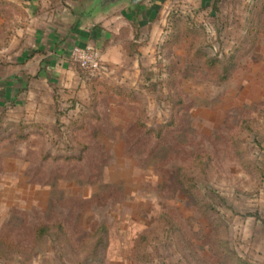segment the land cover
I'll list each match as a JSON object with an SVG mask.
<instances>
[{"label": "rangeland", "instance_id": "1", "mask_svg": "<svg viewBox=\"0 0 264 264\" xmlns=\"http://www.w3.org/2000/svg\"><path fill=\"white\" fill-rule=\"evenodd\" d=\"M255 2L166 0L140 27L110 13L102 70L51 85L14 79L36 19L0 0V264H264Z\"/></svg>", "mask_w": 264, "mask_h": 264}, {"label": "crops", "instance_id": "2", "mask_svg": "<svg viewBox=\"0 0 264 264\" xmlns=\"http://www.w3.org/2000/svg\"><path fill=\"white\" fill-rule=\"evenodd\" d=\"M22 1L36 20L27 31L28 46L18 58L19 63L26 64L25 71L14 79L20 84L39 79L51 85L66 78H75L76 65L71 59L72 49L76 46L95 48L101 39H106L107 30L103 27H112L114 22L108 18L110 13L120 11L121 19L124 16L128 20L126 25L140 27L159 16L163 5L158 0H147L137 8L121 5L109 13L95 14L93 0H72L75 7L69 6L67 9L59 8L58 0ZM255 1L256 6H263L264 0ZM104 34L101 38L100 35ZM11 86L9 84L10 92Z\"/></svg>", "mask_w": 264, "mask_h": 264}, {"label": "built area", "instance_id": "3", "mask_svg": "<svg viewBox=\"0 0 264 264\" xmlns=\"http://www.w3.org/2000/svg\"><path fill=\"white\" fill-rule=\"evenodd\" d=\"M71 59L76 66L88 73H97L103 68L101 54L92 47H74Z\"/></svg>", "mask_w": 264, "mask_h": 264}, {"label": "water", "instance_id": "4", "mask_svg": "<svg viewBox=\"0 0 264 264\" xmlns=\"http://www.w3.org/2000/svg\"><path fill=\"white\" fill-rule=\"evenodd\" d=\"M147 0H93L92 9L95 14H106L121 5L137 8Z\"/></svg>", "mask_w": 264, "mask_h": 264}, {"label": "trees", "instance_id": "5", "mask_svg": "<svg viewBox=\"0 0 264 264\" xmlns=\"http://www.w3.org/2000/svg\"><path fill=\"white\" fill-rule=\"evenodd\" d=\"M165 1H166V0H162V3H164ZM218 63L220 64L219 61H218ZM210 64H211V66H212V65H214V62L211 61ZM223 80L226 81L227 78L224 77ZM184 177H185V176H184ZM184 179L186 180L185 183H184L183 181H180V180H183V179H180V178H179V182H180L179 184H180L181 187H183V188H182L183 192L190 193V194H194V193L188 188V184H191V183L189 182V180H188L187 178H184ZM208 208H209V207H208ZM147 237H148V236L145 235V236L140 237V239H141V240H146ZM99 242H100V239H99ZM217 251H218V255L221 256L222 258H223V257L227 258L228 255L231 256V257L233 258L234 264H252L251 262H247V261H245L244 259H242V257H240V256H239L237 253H235V252L225 253V251H226L225 249H222V250L218 249ZM227 254H228V255H227ZM140 261H141V260H140ZM140 261H139V262H140ZM137 263H138V262H137Z\"/></svg>", "mask_w": 264, "mask_h": 264}]
</instances>
